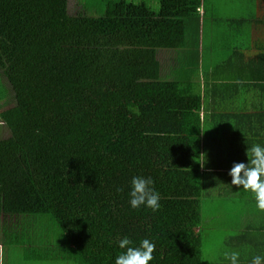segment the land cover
<instances>
[{
    "label": "trees",
    "instance_id": "trees-1",
    "mask_svg": "<svg viewBox=\"0 0 264 264\" xmlns=\"http://www.w3.org/2000/svg\"><path fill=\"white\" fill-rule=\"evenodd\" d=\"M68 1L0 0L3 226L15 218L17 244L70 264H114L124 236L154 242L149 264H203L199 97L157 58L187 49L197 69L184 44L201 0H77L75 14ZM134 175L152 178L158 210L129 206Z\"/></svg>",
    "mask_w": 264,
    "mask_h": 264
},
{
    "label": "crops",
    "instance_id": "crops-1",
    "mask_svg": "<svg viewBox=\"0 0 264 264\" xmlns=\"http://www.w3.org/2000/svg\"><path fill=\"white\" fill-rule=\"evenodd\" d=\"M216 8L212 1L201 0L198 40L184 44L197 47L195 71L189 69L187 49H160L157 58L162 76L179 80L187 86L184 93L199 97L204 218L214 222L216 208L220 213L224 206L225 236H233V249L250 259L264 254V210L255 206L249 192L231 185L227 173L234 162L247 163V145L264 146V0H238L226 13ZM8 95L0 75V115L11 104ZM8 135L0 117V139ZM2 221L0 216V264H70L50 260L40 245L26 251L17 244L22 229L16 219L7 218L5 227Z\"/></svg>",
    "mask_w": 264,
    "mask_h": 264
},
{
    "label": "clouds",
    "instance_id": "clouds-1",
    "mask_svg": "<svg viewBox=\"0 0 264 264\" xmlns=\"http://www.w3.org/2000/svg\"><path fill=\"white\" fill-rule=\"evenodd\" d=\"M247 163L234 162L228 170L230 184L242 188L249 192L255 206L264 210V146L259 143H252L246 147ZM205 162V157L201 160V166ZM128 204L131 208H139L143 205L156 211L160 208V195L153 187V180L150 176L134 175L129 181ZM117 191H120L118 188ZM117 247L124 249L114 258V264H149L153 259L152 252L155 244L147 238L141 239L139 243L133 246V241L124 236L117 240ZM219 258L221 264H264V254L242 256L238 250L224 248ZM216 261L217 257H210Z\"/></svg>",
    "mask_w": 264,
    "mask_h": 264
},
{
    "label": "rangeland",
    "instance_id": "rangeland-1",
    "mask_svg": "<svg viewBox=\"0 0 264 264\" xmlns=\"http://www.w3.org/2000/svg\"><path fill=\"white\" fill-rule=\"evenodd\" d=\"M94 1V0H93ZM138 1V0H135ZM147 3H150L152 6L157 7L158 6V0H144ZM213 2L215 3L216 11L218 13H226L227 11H230L232 8V4L234 2H237L238 0H206L207 2ZM84 8V7H83ZM80 9V3L77 0H69L68 1V12L69 14H75L78 10ZM84 10V9H83ZM84 12L89 15H100L101 11H98L96 9H87L85 8ZM198 33L197 32V38L193 39L195 42L198 40ZM179 69H181V62L179 63ZM222 208V210L218 211L217 214L218 216L215 217L217 220L214 222H208L206 224L205 220V215L204 212L201 211V234L203 235V242H202V254H201V260L203 264H221V260L219 258L220 252L227 246L224 244V240L226 238L225 232L227 230V227L225 225V207H219V210ZM202 210V209H201ZM220 218V221L218 219ZM221 223V225L219 224ZM227 248V247H226ZM216 256L217 260L212 261L210 257Z\"/></svg>",
    "mask_w": 264,
    "mask_h": 264
}]
</instances>
